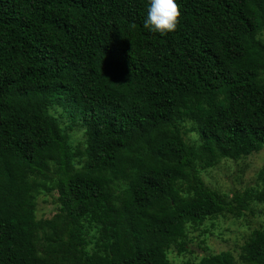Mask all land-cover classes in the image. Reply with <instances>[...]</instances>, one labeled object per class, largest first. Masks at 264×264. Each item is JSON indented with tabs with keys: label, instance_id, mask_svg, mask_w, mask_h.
Here are the masks:
<instances>
[{
	"label": "trees",
	"instance_id": "obj_1",
	"mask_svg": "<svg viewBox=\"0 0 264 264\" xmlns=\"http://www.w3.org/2000/svg\"><path fill=\"white\" fill-rule=\"evenodd\" d=\"M176 2L161 34L149 0H0V264H264L262 222L191 245L263 210L264 165L204 174L264 149V0Z\"/></svg>",
	"mask_w": 264,
	"mask_h": 264
},
{
	"label": "rangeland",
	"instance_id": "obj_2",
	"mask_svg": "<svg viewBox=\"0 0 264 264\" xmlns=\"http://www.w3.org/2000/svg\"><path fill=\"white\" fill-rule=\"evenodd\" d=\"M78 136V135H77ZM241 160H222L216 166L210 168L204 174L206 183L213 189L230 193L233 190L242 191L247 185L254 186V179L258 170L264 165V149L243 157ZM47 209L54 211L52 203H46ZM262 207L259 215L250 217L248 223L244 217L239 219L233 217H220L213 227H210L206 234V241L197 248L200 252L214 251L237 248L244 240V236L254 228L259 222L264 223V203H258L257 208ZM191 235H198V232H191ZM202 237V236H201ZM237 251V249H236ZM170 256L176 260L181 259L175 252Z\"/></svg>",
	"mask_w": 264,
	"mask_h": 264
},
{
	"label": "clouds",
	"instance_id": "obj_3",
	"mask_svg": "<svg viewBox=\"0 0 264 264\" xmlns=\"http://www.w3.org/2000/svg\"><path fill=\"white\" fill-rule=\"evenodd\" d=\"M181 15L180 5L176 0H149L144 27L166 34L177 29Z\"/></svg>",
	"mask_w": 264,
	"mask_h": 264
}]
</instances>
